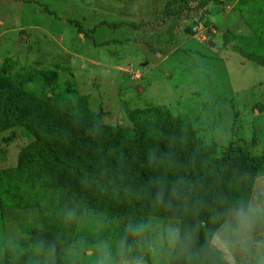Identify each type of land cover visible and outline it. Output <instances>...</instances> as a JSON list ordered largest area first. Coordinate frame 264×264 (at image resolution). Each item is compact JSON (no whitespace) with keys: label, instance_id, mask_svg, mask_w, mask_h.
Instances as JSON below:
<instances>
[{"label":"rangeland","instance_id":"rangeland-1","mask_svg":"<svg viewBox=\"0 0 264 264\" xmlns=\"http://www.w3.org/2000/svg\"><path fill=\"white\" fill-rule=\"evenodd\" d=\"M68 19L94 31L80 32ZM243 53L264 54V0H0V93L7 87L18 92L14 99L25 91L49 97L72 113L133 130L130 140L148 155L189 142L190 125L208 148L200 159L229 158L226 173L238 147L264 168V67ZM31 140L21 125L0 132V171L15 167ZM209 173L195 175L206 180ZM38 185L8 188L24 202L46 204ZM9 190H0V200L14 204ZM4 215L0 210V264L12 245L36 259L32 236ZM119 219L81 214L64 264H169L177 220ZM210 248L224 264H264V173L237 180Z\"/></svg>","mask_w":264,"mask_h":264},{"label":"trees","instance_id":"trees-1","mask_svg":"<svg viewBox=\"0 0 264 264\" xmlns=\"http://www.w3.org/2000/svg\"><path fill=\"white\" fill-rule=\"evenodd\" d=\"M68 21L80 32L94 31L84 29L79 20ZM125 23L100 22L111 28ZM243 56L264 67V54ZM17 93L7 87L0 93V132L21 125L32 140L19 150L15 167L0 171V190L36 180L49 202H24L23 195L11 190L14 204L0 200L2 216L8 213L39 248L32 260L12 245L5 249L4 264H64L78 217L89 209L116 214L123 224L149 216L175 219L179 232L169 264H224L210 248L212 238L226 218L237 180L264 173L260 158L238 147V158L230 156V171L223 172L229 158L200 159L208 148L193 138L190 125L189 142L166 153L144 154L130 140L136 135L133 130L106 126L27 91L14 99ZM207 169L206 180L195 175ZM51 197L71 214L58 212Z\"/></svg>","mask_w":264,"mask_h":264},{"label":"water","instance_id":"water-1","mask_svg":"<svg viewBox=\"0 0 264 264\" xmlns=\"http://www.w3.org/2000/svg\"><path fill=\"white\" fill-rule=\"evenodd\" d=\"M210 44H212V43H210Z\"/></svg>","mask_w":264,"mask_h":264}]
</instances>
